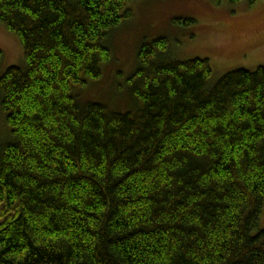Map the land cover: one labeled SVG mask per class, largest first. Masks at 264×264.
Segmentation results:
<instances>
[{
    "label": "trees",
    "instance_id": "16d2710c",
    "mask_svg": "<svg viewBox=\"0 0 264 264\" xmlns=\"http://www.w3.org/2000/svg\"><path fill=\"white\" fill-rule=\"evenodd\" d=\"M135 1L0 0L26 61L0 77V264H264V66L211 84L158 38L136 109L81 102Z\"/></svg>",
    "mask_w": 264,
    "mask_h": 264
},
{
    "label": "rangeland",
    "instance_id": "374dc122",
    "mask_svg": "<svg viewBox=\"0 0 264 264\" xmlns=\"http://www.w3.org/2000/svg\"><path fill=\"white\" fill-rule=\"evenodd\" d=\"M131 8L133 16L109 37L112 57L103 65L102 76L77 89L82 103H101L118 112L136 109L131 80L139 67L138 53L144 43L158 38L170 40L176 59L208 58L211 84L230 70L264 66V0L222 5L211 0H136ZM0 49V77L11 66L26 67L20 37L4 25ZM10 133L0 90V146Z\"/></svg>",
    "mask_w": 264,
    "mask_h": 264
}]
</instances>
